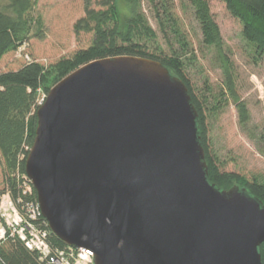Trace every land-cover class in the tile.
Returning a JSON list of instances; mask_svg holds the SVG:
<instances>
[{
	"label": "water",
	"instance_id": "obj_1",
	"mask_svg": "<svg viewBox=\"0 0 264 264\" xmlns=\"http://www.w3.org/2000/svg\"><path fill=\"white\" fill-rule=\"evenodd\" d=\"M197 116L147 57L98 58L55 83L24 160L51 233L94 264H262L264 203L208 180Z\"/></svg>",
	"mask_w": 264,
	"mask_h": 264
},
{
	"label": "trees",
	"instance_id": "obj_2",
	"mask_svg": "<svg viewBox=\"0 0 264 264\" xmlns=\"http://www.w3.org/2000/svg\"><path fill=\"white\" fill-rule=\"evenodd\" d=\"M38 0H5L0 7V59L16 50L31 38H43L41 15L35 13ZM198 24L201 43L214 51L226 79L225 91L236 106L238 124L248 128L249 111L240 99L230 74V62L225 53L218 24L213 18L207 0H187ZM227 11L242 24V36L254 53L264 54V0H222ZM84 15L73 24L75 35L93 32L92 43L76 50L71 56L59 58L54 63L43 64L26 58V63L15 70L0 72V156L3 162V189L16 200L22 196L20 176L24 173V160L31 147L37 124L36 110L39 91L48 90L64 76L92 60L119 55L147 57L161 62L169 72L179 77L187 86L191 102L197 111V127L207 165V178L221 189L233 185L246 191L264 203V179H245L235 172L224 171L210 142L206 116L202 105L194 95L185 73L184 53L188 43L184 40L176 19L172 16L171 0H82ZM146 5V9L144 8ZM148 10L155 19L167 51L159 43L158 34L151 27ZM178 42L174 48L170 41ZM226 94V95H225ZM221 100H217L219 103ZM216 103V104H217ZM216 104L212 111L218 109ZM264 146V131L257 135ZM52 243L61 248L65 244L54 234ZM264 264V241L259 245ZM0 264H47L40 261L35 252L27 250L19 240L9 239L0 244Z\"/></svg>",
	"mask_w": 264,
	"mask_h": 264
},
{
	"label": "rangeland",
	"instance_id": "obj_3",
	"mask_svg": "<svg viewBox=\"0 0 264 264\" xmlns=\"http://www.w3.org/2000/svg\"><path fill=\"white\" fill-rule=\"evenodd\" d=\"M4 1L0 0V7ZM207 1L220 29L234 87L249 111L248 128L239 126L233 101L227 96L222 97L226 76L214 51L201 43L199 27L188 1L171 0L172 16L188 43L183 56L186 77L204 109L210 146L219 163L223 164L222 170L235 172L248 180H263L264 146L257 135L264 131V54L259 57L254 53L242 36L243 24L227 11L222 0ZM35 13L42 18L43 38H31L16 50L4 54L0 59V72L21 67L27 62L25 55L30 61L47 65L91 45L93 32L77 35L73 32V24L84 15L82 0H38ZM146 13L151 27L158 34L159 43L167 51L155 19L148 10ZM167 32L170 37L171 33ZM170 41L174 48H180L172 37ZM45 95L39 91L38 104ZM217 100L221 101L217 103ZM215 104L218 109L212 111ZM2 189L3 162L0 156V191Z\"/></svg>",
	"mask_w": 264,
	"mask_h": 264
},
{
	"label": "built area",
	"instance_id": "obj_4",
	"mask_svg": "<svg viewBox=\"0 0 264 264\" xmlns=\"http://www.w3.org/2000/svg\"><path fill=\"white\" fill-rule=\"evenodd\" d=\"M19 180L22 196L14 200L8 190L0 194V244L17 239L47 264H94L90 249L66 244L59 248L52 243V233L42 217L29 178L22 174Z\"/></svg>",
	"mask_w": 264,
	"mask_h": 264
}]
</instances>
